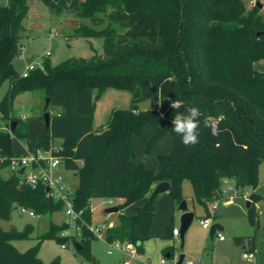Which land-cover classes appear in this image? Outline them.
Listing matches in <instances>:
<instances>
[{
  "label": "trees",
  "instance_id": "trees-1",
  "mask_svg": "<svg viewBox=\"0 0 264 264\" xmlns=\"http://www.w3.org/2000/svg\"><path fill=\"white\" fill-rule=\"evenodd\" d=\"M41 1L52 13L75 14L79 20L76 33L89 40L102 38L104 51L56 65L45 59L44 69L23 76L14 61L22 52L23 20L31 0H6L0 5V84L10 83L0 101V114L10 120L9 130L0 129V218L10 217L18 206L33 209L39 216L52 215L64 206L62 200L47 194L46 185L32 188L20 171L10 168L14 140L29 134L27 121L13 113L14 102L24 92L40 90L45 103L50 99L41 117L50 112L51 123L38 132L36 150L60 155L64 168L77 173L73 203L82 211L76 220L81 231L70 237L59 235L69 223L51 221L38 235V244L21 251L14 240L30 237L34 226L0 229V264H62L59 259L45 261L39 256L45 238L80 241L79 251L97 264L90 248L95 235L90 227L94 197L119 200L118 219L106 230V239L133 242L141 251L153 225L158 195L151 198V194L159 182L171 183L173 203L180 205L182 182L190 179L194 198L206 207L207 216L211 215L209 205L223 197L228 180L233 181L236 195L250 185L256 187L264 162V71L254 66L264 59V17L258 3ZM108 87L129 89L131 106L114 108L106 125L95 130L93 90ZM147 99L159 101V107L141 109L139 103ZM175 99L183 101L184 108L197 107L201 112L199 143L194 146L185 147L172 131L171 121L177 113L170 103ZM205 120L215 124L217 132L205 127ZM147 124L154 126L147 152L167 134L172 135L171 152L157 157L159 169L136 161L133 137ZM56 145L62 150L56 151ZM250 195L248 215L258 228L254 201L264 196ZM141 199L145 202L134 214L123 213L127 205ZM138 226L141 234L136 233ZM173 229L167 225L166 234L172 235ZM173 254L170 250L169 256Z\"/></svg>",
  "mask_w": 264,
  "mask_h": 264
},
{
  "label": "rangeland",
  "instance_id": "rangeland-1",
  "mask_svg": "<svg viewBox=\"0 0 264 264\" xmlns=\"http://www.w3.org/2000/svg\"><path fill=\"white\" fill-rule=\"evenodd\" d=\"M247 1L261 3L263 5L261 14L264 17V0ZM5 3L6 0H0V5ZM78 23L79 20L75 14L67 12L55 14L41 0H31L28 16L23 20L26 30L23 32L21 42L22 52L14 61L18 72L23 74L31 65L34 66L33 69H36L45 59L56 65L71 57L92 58L95 54L103 53L102 38L94 37L89 40L82 34L76 33ZM52 32H57L58 35L51 37ZM48 51L50 55L47 56ZM9 85V80L0 84V101L6 94ZM93 95L95 99V130H100L106 125L114 108H129L131 106L129 89L108 87L100 92L95 88ZM14 104L15 110L18 111V114H24L28 123V136L16 139L13 143L14 158L21 159L36 151V136L45 126V120L41 114L44 112L46 103L43 92L37 90L24 92L17 97ZM159 105V101L149 99L139 103L141 109H148L152 106L159 107ZM9 121L8 118L0 114V128L2 130L7 123H10ZM153 133L154 126L145 125L142 133L133 137V145L137 162L147 166L156 165L159 169L160 164L157 163V157L159 154L171 152L172 135L171 133L167 134L150 152H147L145 148ZM58 173L64 177L66 187L72 196L79 183L78 178L74 175L75 172L63 167ZM4 174L8 176L10 170L6 169ZM182 191L184 200L188 202L189 210L195 214L192 223L185 232L184 245L182 246L180 237H172L166 234L165 227L168 224L181 229L182 211L179 209V205L173 203L170 192H163L156 198V213L150 236L143 240V251H140L138 256L142 264H162V259H165L167 264H177L181 254H184L186 259H199L201 257L204 264H264V198L261 197L254 201L260 221L258 228L248 215L249 201L252 198L250 192L264 196V162L259 167L258 184L256 187L254 185L246 187L243 194L236 195L233 181L228 180L224 185L223 197L209 205L210 216H207L206 207L194 198V187L190 179L183 180ZM109 199L108 197L91 199L93 224L95 226L105 224L113 227L116 224L118 213H107L106 209L118 205V202L110 203L108 202ZM143 203L144 201L141 199L136 203L129 204L123 209V213L133 214L136 206ZM214 203L218 205L217 209H213ZM207 217L212 219L214 223L223 226L224 229L221 232L226 238L224 242H221L217 235L214 240L211 239L210 229L205 228L200 222L201 218ZM51 221L56 224L70 223L59 235L70 237L80 233L76 230L75 220L67 214L66 204L61 209L54 211L52 215L41 216H31L29 213H22L16 208L10 217L0 218V229L9 230L16 227L23 230L27 224H32L34 231L30 237L14 240L15 246L19 250L25 251L38 244V235L48 229ZM67 231L69 235L66 234ZM105 233L106 230L97 232L92 238L90 248L94 261L97 264H125V261L128 264H134L137 259L132 258L122 250L109 251L111 242L106 239ZM136 233L141 234L139 226L136 228ZM72 240L71 238L70 242L63 243L55 238H45L40 244L39 256L45 261L59 259L62 264H95L74 247ZM249 240L254 242L252 247L248 244ZM243 247L247 250L252 249L256 255L255 259L246 260L243 258ZM170 250L174 251L172 256H168Z\"/></svg>",
  "mask_w": 264,
  "mask_h": 264
},
{
  "label": "built area",
  "instance_id": "built-area-1",
  "mask_svg": "<svg viewBox=\"0 0 264 264\" xmlns=\"http://www.w3.org/2000/svg\"><path fill=\"white\" fill-rule=\"evenodd\" d=\"M57 32H52L51 37L57 36ZM50 55V52H47V56ZM34 66L31 65L27 67L26 71L22 74L23 76H27L31 70H33ZM37 68L44 69V63H40ZM22 118L26 119V116L23 115ZM56 151L62 150V146L56 145L54 147ZM83 164V161L81 162ZM20 167V168H19ZM64 167V160L60 155H54L50 152L46 153L41 149H37L34 153H29L27 157H23L21 159L12 158L10 168L19 172L23 170L22 175L24 181L30 185L32 188L38 187L40 183H43L47 187V194L50 197H53L58 200H62L67 207V214L75 220H78L82 215V211H77L74 207L73 197L74 194L70 195V190L66 187L64 177L58 173L60 169ZM59 193V195H58ZM249 193V192H248ZM108 202L113 203L114 199L110 198ZM217 204H213V209H217ZM22 213H29L31 216H36L37 214L33 209H30L26 206H18L17 207ZM201 224L204 226L205 222H210L207 228H211L214 224L213 220L210 218H201ZM69 223V222H68ZM70 224V223H69ZM91 229L96 234L97 232H103L107 230L109 226H95L94 224L90 226ZM77 232L81 231V227L76 225ZM69 235L68 231L66 233ZM173 234L175 236H179L181 231L178 228L173 229ZM216 235L219 240H224L225 237L220 230H217ZM111 242L110 252L114 249L122 250L124 253L130 255L132 258L137 259L134 264H142V261L138 258L140 251L139 247L133 243L128 241L114 240ZM64 247L66 245H63ZM243 258L247 260L255 259V252L251 250L243 251ZM125 264H128L125 261ZM162 264H167L165 259H162ZM182 264H204L201 259H184Z\"/></svg>",
  "mask_w": 264,
  "mask_h": 264
},
{
  "label": "clouds",
  "instance_id": "clouds-1",
  "mask_svg": "<svg viewBox=\"0 0 264 264\" xmlns=\"http://www.w3.org/2000/svg\"><path fill=\"white\" fill-rule=\"evenodd\" d=\"M170 107L177 113L171 121L172 131L181 137V142L185 147L198 144L201 123L200 110L197 107L184 108L183 101L177 99L171 101ZM182 108H184V111H180ZM204 124L205 127H211L214 133L217 132L216 125L211 121L205 120ZM209 223L205 222L204 227L207 228Z\"/></svg>",
  "mask_w": 264,
  "mask_h": 264
},
{
  "label": "water",
  "instance_id": "water-1",
  "mask_svg": "<svg viewBox=\"0 0 264 264\" xmlns=\"http://www.w3.org/2000/svg\"><path fill=\"white\" fill-rule=\"evenodd\" d=\"M258 5L260 8L263 7V5L261 3L258 2ZM49 101L50 99L47 98L46 100V105H45V110L47 109L48 105H49ZM44 120H45V125L46 127H50V123H51V113L46 111L44 113ZM16 122L13 123V126H15ZM23 170L20 171V173H22ZM77 174V173H76ZM171 189V183L169 181H161L159 182L152 194H151V198H154L155 196L163 193V192H167V191H170ZM249 204H250V201H249ZM179 209L182 211V215H181V222H182V226H181V239H182V246L184 245V235H185V232L187 231L188 227L190 226V224L192 223L193 219H194V212L193 211H190L189 210V206H188V202L186 200H183L181 202V204L179 205ZM119 211V207L118 206H113V207H109L106 209V212L108 213H113V212H118ZM223 229V226L219 223H214L212 225V227L210 228V237L211 238H214L217 230H222ZM253 243L252 240H249L248 244L249 246H251V244ZM73 245L74 247L77 249V250H81L82 249V244L80 241H73ZM185 259V255L184 254H181L179 256V259L177 261V264H182L183 260Z\"/></svg>",
  "mask_w": 264,
  "mask_h": 264
},
{
  "label": "crops",
  "instance_id": "crops-1",
  "mask_svg": "<svg viewBox=\"0 0 264 264\" xmlns=\"http://www.w3.org/2000/svg\"><path fill=\"white\" fill-rule=\"evenodd\" d=\"M259 64V65H258ZM254 66H255V68L256 69H258V70H260V71H264V59L263 60H261V61H257V62H255L254 63ZM20 96V95H19ZM17 99V98H16ZM13 113L16 115V116H19V117H22L24 114H18V111H16L15 110V104H14V107H13ZM10 122V121H9ZM46 126V125H45ZM1 127V126H0ZM1 129V128H0ZM10 129V123L8 124H6V126L3 128V130H9ZM43 129V128H42ZM74 175L77 177V174L76 173H74ZM231 181V180H230ZM234 184V183H233ZM143 201H144V199H142ZM114 202H118L119 203V200H117V199H114ZM145 202V201H144ZM144 204V203H143ZM142 204V205H143ZM116 206H118V205H116ZM141 206V205H140ZM137 207V206H136ZM136 209V208H135ZM108 213V212H107ZM113 213H115V212H113ZM118 213V212H117ZM155 213H156V211H155ZM134 214V213H133ZM130 215H132V214H130ZM154 219H155V216H154ZM153 223H154V221H153ZM169 225V224H168ZM152 228V227H151ZM174 228H175V226H174ZM224 229V228H223ZM222 229V230H223ZM165 230H166V227H165ZM221 231V230H220ZM172 237H180L181 238V234L179 235V236H175L174 234H173V231H172V235H171ZM216 236V235H215ZM215 236H214V238H215ZM214 238H211L212 240H214ZM226 240V238L224 239V240H220L221 242H224ZM240 243H242V241H239ZM254 244V242L251 244V246ZM250 246V247H251ZM208 247V246H207ZM244 250H247L245 247H243V251ZM251 251H253L252 249H250ZM141 251H143V246H142V250ZM168 256H169V253H168ZM255 257H256V255H255ZM199 259H201V257H199ZM247 260V259H246ZM211 262H213V261H211Z\"/></svg>",
  "mask_w": 264,
  "mask_h": 264
}]
</instances>
